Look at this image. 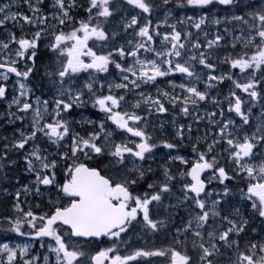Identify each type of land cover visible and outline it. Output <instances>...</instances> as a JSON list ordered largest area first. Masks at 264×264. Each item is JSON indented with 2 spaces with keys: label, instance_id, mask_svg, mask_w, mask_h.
Here are the masks:
<instances>
[{
  "label": "snow or ice",
  "instance_id": "6c2138e0",
  "mask_svg": "<svg viewBox=\"0 0 264 264\" xmlns=\"http://www.w3.org/2000/svg\"><path fill=\"white\" fill-rule=\"evenodd\" d=\"M0 264H264V0H0Z\"/></svg>",
  "mask_w": 264,
  "mask_h": 264
},
{
  "label": "rangeland",
  "instance_id": "374dc122",
  "mask_svg": "<svg viewBox=\"0 0 264 264\" xmlns=\"http://www.w3.org/2000/svg\"><path fill=\"white\" fill-rule=\"evenodd\" d=\"M190 14V13H189Z\"/></svg>",
  "mask_w": 264,
  "mask_h": 264
}]
</instances>
